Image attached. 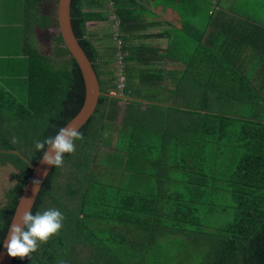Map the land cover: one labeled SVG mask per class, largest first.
<instances>
[{
	"label": "trees",
	"instance_id": "obj_1",
	"mask_svg": "<svg viewBox=\"0 0 264 264\" xmlns=\"http://www.w3.org/2000/svg\"><path fill=\"white\" fill-rule=\"evenodd\" d=\"M84 1L71 0L72 30L93 64L100 91L105 95L99 97L95 113L80 130L82 135L93 119H98V109L104 101L119 100L118 97L106 95V82L100 79L96 66V49L86 38V28L90 21L105 19L101 13H85L82 9ZM115 3L117 4L116 1ZM56 42L53 56H44L31 46L25 48L28 86L25 103L19 102L14 108L13 105L17 103L15 97L0 85V165L11 164L18 171L16 183L6 192L5 203L0 207V245L23 187L31 175V167L43 155L42 151L36 150L35 143L54 137L82 106L84 85L78 65L66 50L59 34ZM66 55L69 60H60L57 64V59ZM122 68L125 88L121 93L128 96L125 94L128 91L125 67ZM117 80L116 76L111 75L107 81L110 88L115 82L112 92H116ZM189 114L201 115L197 111H189ZM201 116L207 120L205 126L199 128L200 131H195L201 136L213 134L210 129L214 124L220 125L214 130L215 135L223 134L232 121L236 126H248L243 131L228 132L229 136L231 133L233 136L229 140L235 138V141H243L240 146L243 152L236 159L234 167L225 169L228 173L226 177L218 180L225 183V186L216 189V204L204 200L201 205H188L181 203L183 200L180 199L182 195L185 196V188L190 189L191 185L208 195L209 192L204 187H211L216 179V176L206 174V170L194 172L197 165L200 167L203 164L200 162L204 158V143H210L213 147L206 138L186 143L191 156L182 158V162L177 161L174 165L180 171L190 167L191 177L196 180L188 184L187 180L179 179L175 185L170 184L173 187L170 191L167 186L147 179L142 191L138 190V186L130 188L128 184H111L107 186L108 193L104 191L101 194L94 189L96 183L86 179L89 176L87 168L77 185L67 183L60 188L57 179L63 167H53L40 189L32 213L47 210V206H51L47 200L52 199L51 207L65 216L63 226L57 235L42 244L29 259H13L12 264H162V254L165 253H158L157 249L167 246L168 238L185 236L186 232L190 234L187 236L216 238L213 246L218 245V252L208 255L200 264H264V114L260 115V119H257L258 115L243 117L220 113H204ZM116 117L117 114L113 117L109 115L106 124H116ZM28 128L36 133L32 136L34 141H31V137H19L20 132H26ZM105 128L107 126L103 125L102 132L109 133V128L104 131ZM23 141L27 143L24 144ZM134 147L133 144L130 150L133 154ZM27 150L32 152L27 153ZM180 154L182 152H179V156ZM70 159V154H65L64 163ZM107 159L108 157L104 163L109 161ZM72 164L75 165L76 162ZM106 165L111 167L112 164ZM111 195L114 197L111 198ZM166 202L169 206L160 207ZM108 209L111 214H107ZM206 209L221 212L228 217L229 222L225 226H212L209 230H203L205 217L202 218L201 211L206 212Z\"/></svg>",
	"mask_w": 264,
	"mask_h": 264
},
{
	"label": "crops",
	"instance_id": "obj_2",
	"mask_svg": "<svg viewBox=\"0 0 264 264\" xmlns=\"http://www.w3.org/2000/svg\"><path fill=\"white\" fill-rule=\"evenodd\" d=\"M46 1L0 0V15L15 14L19 20L15 27L0 24L2 31H6L5 35L0 32V41H17V45L23 48L21 52L25 60L27 46L34 47L42 54L39 45L47 39L51 41V37L48 38L47 35H50L52 28H56L57 36L59 34L56 14L52 19L45 12ZM18 2L21 10L16 9ZM55 3L57 6V0ZM4 7L6 11H3ZM82 9L85 13H101L105 19L90 21L86 28V38L96 49V66L100 79L106 82V92L112 95L110 97L119 98L115 102L104 101L99 107L96 120L101 129L103 125L109 128V136L114 133L113 138L121 139L119 144L117 140L116 144L109 146L99 144L104 152L111 150L118 152V157L125 156L119 166L114 163H111V167L108 166L117 170L116 173L113 172L119 186L129 183L136 176L137 180H154L156 184L167 186L170 191V188L173 190L170 184L178 180L171 175L174 173L184 175L180 179L192 184L196 178L191 177L190 167L183 171L174 165L161 168L152 153L159 151V156L166 159L178 158L179 152H182L179 156L181 159L191 156L190 148L185 144L204 139V136L195 132L207 122L206 117L201 115L220 113L211 106L212 98L215 101L222 94H227L228 100L234 101L236 94L244 96L253 91L261 97L257 96L254 100L253 95L254 107L264 110V0H85ZM111 17L118 21V28L115 30L109 27L115 23L111 21ZM103 23L108 32V41L106 45L100 46L102 33L94 29ZM114 35L122 43L120 51L113 41ZM57 36L52 37V40L57 41ZM2 47L5 48L3 43ZM120 52L127 77L128 91L125 94L128 96L113 95L115 82L112 83L114 88H110L107 82L111 75L116 76L115 67ZM42 55L46 56L44 53ZM64 57H61V61H64ZM247 63L257 67L258 72L254 76L247 75L248 82L244 84L237 81V78H242V74L248 71L243 68ZM239 70L242 74L238 76ZM255 77L258 79L253 80ZM247 83L250 85H246ZM226 88L229 89L225 90ZM193 94L197 98L202 97V100L197 104L187 102L188 97ZM245 100L243 107L253 105L245 103ZM189 111H197L201 115L193 116ZM116 114L117 123L107 125L106 118ZM219 126L214 124L210 129L213 131L210 141L214 152L216 149L219 151L222 146L221 136L214 134ZM99 132L105 136L102 130ZM125 132L128 139L134 142L133 156L128 154L131 148H127L125 143ZM220 152L212 158H218ZM130 165L129 170L127 167ZM98 166L101 169L106 165L100 162ZM147 166L157 167V171L149 174ZM196 167L194 172L198 173L204 170L216 173L218 169L217 163L209 166L205 162V167L204 164ZM100 169L96 170V175L100 173ZM119 170L123 171L124 176L117 175ZM87 173L92 176L95 170H87ZM158 174L159 177L154 178ZM191 187L185 188V196L180 197L183 200L181 203L201 205L204 200L212 204L216 202L217 193L214 192L213 185L210 189L204 187L209 192L208 195H204L193 185ZM163 206H169L168 202L160 207Z\"/></svg>",
	"mask_w": 264,
	"mask_h": 264
},
{
	"label": "rangeland",
	"instance_id": "obj_3",
	"mask_svg": "<svg viewBox=\"0 0 264 264\" xmlns=\"http://www.w3.org/2000/svg\"><path fill=\"white\" fill-rule=\"evenodd\" d=\"M46 14L50 15L52 19L55 17V12H56V3L55 0H47L46 1ZM19 5V8H18ZM17 10H21L20 7V2L17 3ZM94 10V9H93ZM3 11H6V8L4 7ZM54 15V16H52ZM114 21L115 23H112L109 27L112 28V30H115V28H118V21L117 18L111 17V21ZM19 23L18 18L16 17L15 14H10V13H1L0 15V24L3 26H11L15 27L16 24ZM96 26V25H95ZM102 29H104L102 31ZM106 26L105 24H99L98 28L97 26L95 27V31L98 33H102V41L100 46L106 45L105 43L108 41L107 38V31L105 30ZM3 29L0 28V32ZM101 31V32H100ZM3 35L6 34V31L1 32ZM50 35H47L48 38L51 37V41H44L40 43V48L42 49V54L44 53L46 56H53L54 49L57 45L56 41L52 40V37L57 36V30L55 27L52 28ZM115 37V36H114ZM115 42V40L113 39ZM103 42V43H102ZM2 43L5 46L2 47ZM30 44V42H29ZM115 44V43H114ZM264 47V46H263ZM23 49L22 47L17 45V41H0V85L7 90L9 93H11L17 103L13 105V107H17L18 103H25L26 101V93H27V61L25 58H23L24 54L21 52ZM60 59H57V64H59V61L62 60L61 57ZM69 60V57L66 55L64 57V61ZM236 66V65H235ZM246 66V67H245ZM243 65V68L246 73L242 74L241 71H238V76L243 75L242 78H237V81H241L242 83L248 82L246 79L247 75L249 76H254L257 74V67L254 68L251 66V63H247L246 65ZM251 66V67H250ZM250 67V68H249ZM240 68H242V64L240 63ZM258 78H254L253 80H256ZM252 81V80H249ZM246 85H250L247 83ZM229 88H226L225 90H228ZM239 90V88H237ZM246 90V88H245ZM246 91H249L246 90ZM255 95L254 100L258 96L259 98L260 95L258 93H253V91H250L249 93L245 94H236L235 100L233 99L231 101L228 100L229 95L227 94H222L220 99H217L214 101V99H211V106L217 110L220 111V114H225V115H230L232 114L233 116H243V117H248L252 115H258L257 119H260V115L264 114V111H261V108H255L252 97ZM245 99H248L245 100ZM202 100V97H195L194 94L192 97H188L187 102H193V104L199 103V101ZM250 102L253 105L250 104V106L243 107V101ZM178 102V101H177ZM110 105V104H109ZM99 110V109H98ZM95 113V112H94ZM99 115V112L97 113ZM172 115V114H168ZM167 117V116H166ZM98 122L93 119V121L89 124L88 130L86 133L83 135L82 140H78L75 142V152L70 154V161L66 160L63 168L61 169L60 177L57 179V185L63 186L67 183H73L77 185L78 182H80V176H82V173H85L84 171L87 170H95V174H92V176H87L86 179H90L92 182H95L96 185L94 189H97V192H100L101 194L105 191L108 193L107 186L111 184H117V181L115 180V173L117 170L115 169H110L106 164L110 165L111 163H114L115 165L119 166V163L124 160L125 156H119L118 158V152H113L111 150L105 151L99 146V144H107L113 145L117 143L119 144L118 141L119 139L113 138L114 133H112V136H109L111 133H106L103 132V134L106 136H103L100 134L99 131L102 129L97 126ZM141 125V124H139ZM227 130L223 133L220 134L221 136V147L220 150L216 149L214 152L213 147L210 143H204L205 147L202 150L204 153L202 157L203 161L202 163L204 164L205 159L207 157L206 163L210 166L213 163H217V171L216 173H209L205 172L206 174H211L213 176H216V181H213V189L214 192L217 193L216 189H220L221 187L225 186V183L219 182V179L225 178L228 173L225 172V169L228 170L227 167L233 166L235 164L236 159L241 157V152H243L242 148L240 147L243 141H235V138L233 140H229V138H232V133L229 136V131L232 130V132L238 130L243 131L244 129H247L248 126H236L234 121L230 122L226 126ZM97 128L99 131H97ZM108 127L105 128L104 131H107ZM216 130V129H215ZM118 133V130H115ZM113 132V131H112ZM229 132V133H228ZM36 133L31 131L30 128L26 130V132H20L19 137L21 139L26 138V137H31L32 140L34 141V138L32 137ZM125 132V143L127 145V148H133L134 142L130 139H128V136H126ZM120 135V134H119ZM219 134H216L218 136ZM213 137V134L204 136L207 140H210ZM98 138V140H96ZM20 139V140H21ZM206 140V141H207ZM23 143H27V141H23ZM129 144H132L129 145ZM230 145V147L228 146ZM202 147V145L200 144ZM236 146V147H235ZM234 147V148H233ZM102 148V149H101ZM27 153L32 152L31 150H27ZM220 152V155L218 158L214 159L212 157H216V153ZM26 154V153H24ZM129 155L133 156L134 154L132 152H128ZM177 156V152L174 153ZM161 153L156 151L155 153H152V157L155 158V161L159 167H169L171 165H175L178 162H182L180 157H175V158H163L161 156ZM105 156L103 160H101V157ZM108 157L107 160H109L107 163H105L106 166H103L101 169L98 166V163L103 162L105 158ZM160 157V158H159ZM117 158V159H116ZM72 162H76V166L72 164ZM87 164V165H86ZM89 164L96 165L94 168L93 166L90 167ZM134 165V164H133ZM205 167V165H204ZM121 168V167H120ZM129 170L131 169V165L127 167ZM148 168V173L149 174H154L157 171V167H146ZM99 170V174L96 175V170ZM115 173H114V172ZM119 177L124 176V173L122 170H119L117 172ZM18 174V171L16 168H14L11 164H7L5 166L0 165V207L4 205L5 203V194L6 192L15 185L16 183V176ZM160 174L154 176V178H158ZM173 177L176 179H180L181 177L184 178V175H181L180 173H174L171 174ZM187 177V175H186ZM99 181V182H98ZM134 181H130L128 186L130 188H134L138 186V190L142 191V188H144L145 181L142 179L136 180V176L134 177ZM84 182H88V180H84ZM175 185V182H173ZM110 191H112L110 189ZM62 192V191H61ZM90 193L92 194V191L90 190ZM63 194V193H62ZM114 196L111 195V198ZM64 201H66V198L64 197ZM72 202V201H71ZM74 202V201H73ZM48 205L51 204L53 207L52 199L47 200ZM51 206H47L49 208H52ZM222 206H227V205H222ZM45 211V210H44ZM198 212V211H197ZM111 214V210L108 209V213ZM201 214H203L202 218L205 217L204 223H202V229L203 230H209L212 228V226H225L227 222H229L228 217H226L224 214L221 212H217L215 210H208L206 209V212L201 211ZM65 217V216H64ZM192 228H197V227H192ZM190 235L188 232H186L185 236H176L172 238H168V245L165 247H161L158 250V253H165L162 254L164 256V262L162 264H200L208 255H213L216 252H218L219 247L218 245H214L213 243L216 241L215 237L212 236H204L200 235V237H194L187 236ZM132 239V238H130ZM83 251V250H82ZM153 256V255H152Z\"/></svg>",
	"mask_w": 264,
	"mask_h": 264
},
{
	"label": "clouds",
	"instance_id": "obj_4",
	"mask_svg": "<svg viewBox=\"0 0 264 264\" xmlns=\"http://www.w3.org/2000/svg\"><path fill=\"white\" fill-rule=\"evenodd\" d=\"M112 94L116 96L115 92ZM82 139L83 135L79 129L69 124L67 127H61L54 137H48L43 142L37 141L35 148L43 152L42 162L44 164L60 168L64 165L65 154L74 153L75 142ZM13 142L15 143V140ZM39 183L38 180L33 181L34 193L38 190ZM22 200L31 201V199L23 198ZM64 219L62 212L55 208L33 214L29 204L28 210L19 215L18 220L15 218L12 221L8 239L4 244L7 255L13 259H29L42 244H46L59 233Z\"/></svg>",
	"mask_w": 264,
	"mask_h": 264
},
{
	"label": "water",
	"instance_id": "obj_5",
	"mask_svg": "<svg viewBox=\"0 0 264 264\" xmlns=\"http://www.w3.org/2000/svg\"><path fill=\"white\" fill-rule=\"evenodd\" d=\"M70 7H71V0H57V6H56L57 28L66 50L78 65L84 85V98L80 110L64 127H67L69 124H71L73 127H77L80 131L82 127L86 125L89 119L93 116L98 105L99 97L105 94H103L100 91L99 81L96 72L94 71L93 64L86 56L85 52L79 45L78 40L73 33L72 25H71ZM106 95L112 96L111 94H106ZM31 169H32L31 175L27 183L23 187V190L17 201V204L14 208L11 221L7 227L5 236L0 245V264H12L13 258H10L7 255V250L4 247L5 241L8 239L9 228L11 227L12 221L15 218H17L18 220V216L22 215L24 211L28 210L29 204H30V210L32 211V208L35 204L40 189L44 181L46 180L47 176L52 171L53 167L44 164L42 162V157H41L39 162L35 166H32ZM36 180H38L40 183L38 190L34 193L33 181ZM22 198L31 199V201L22 200Z\"/></svg>",
	"mask_w": 264,
	"mask_h": 264
},
{
	"label": "built area",
	"instance_id": "obj_6",
	"mask_svg": "<svg viewBox=\"0 0 264 264\" xmlns=\"http://www.w3.org/2000/svg\"><path fill=\"white\" fill-rule=\"evenodd\" d=\"M114 40L115 43L117 45L118 50L120 51V49L122 48V43L120 42V40L118 39L117 35H114ZM116 77H117V85H116V94L117 95H121L122 90L125 88V79L124 76L121 74V72L123 71V55L120 52V54H118L117 57V63H116Z\"/></svg>",
	"mask_w": 264,
	"mask_h": 264
}]
</instances>
